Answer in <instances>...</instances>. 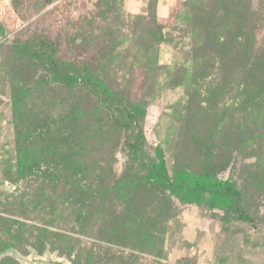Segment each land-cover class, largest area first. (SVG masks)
<instances>
[{"label": "rangeland", "instance_id": "374dc122", "mask_svg": "<svg viewBox=\"0 0 264 264\" xmlns=\"http://www.w3.org/2000/svg\"><path fill=\"white\" fill-rule=\"evenodd\" d=\"M0 24V264H264V0H0ZM135 145L234 183L254 226L141 180Z\"/></svg>", "mask_w": 264, "mask_h": 264}, {"label": "trees", "instance_id": "16d2710c", "mask_svg": "<svg viewBox=\"0 0 264 264\" xmlns=\"http://www.w3.org/2000/svg\"><path fill=\"white\" fill-rule=\"evenodd\" d=\"M6 28L0 24V36H4ZM20 52L28 53L32 56L45 55L42 47L31 48L27 46H17ZM51 56L49 60H51ZM56 81H63L68 86H74L85 77L77 76H57ZM106 105L115 113L116 117L122 121V125L131 127L133 130H140V122L146 116V109L139 104L129 105L117 102L111 95L105 100ZM155 158H151L139 145H135L132 155L134 158L144 161L147 167V174L140 178L151 184L154 183L164 190L170 192L181 203L207 207L210 211L223 210L225 220L236 219L242 223L254 226L253 219L245 211L241 203V193L234 183L222 181L215 177H207L204 174H195L186 170L174 169L170 171L167 166L164 149L161 146L155 148ZM120 195L123 194L120 192Z\"/></svg>", "mask_w": 264, "mask_h": 264}, {"label": "water", "instance_id": "95a60500", "mask_svg": "<svg viewBox=\"0 0 264 264\" xmlns=\"http://www.w3.org/2000/svg\"><path fill=\"white\" fill-rule=\"evenodd\" d=\"M49 263H52V264H62L60 262H54V261H49Z\"/></svg>", "mask_w": 264, "mask_h": 264}]
</instances>
